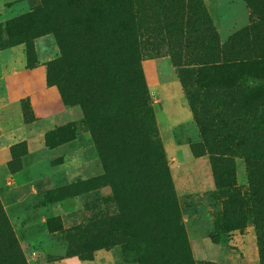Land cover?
I'll list each match as a JSON object with an SVG mask.
<instances>
[{"label":"rangeland","instance_id":"obj_1","mask_svg":"<svg viewBox=\"0 0 264 264\" xmlns=\"http://www.w3.org/2000/svg\"><path fill=\"white\" fill-rule=\"evenodd\" d=\"M37 3L0 0V264H19L5 255L9 233L25 264H140L132 245L157 254L146 264H260L249 181L264 166V64L243 63L229 78L252 86L254 103L235 100L226 88H205L199 78L204 68L205 79L225 77L222 56L204 57V46L244 31L256 13L244 0H137L92 36L91 45H104L93 65L104 89L88 100L81 70L71 75L78 62L69 71L53 33L44 24L33 30L12 22ZM77 30L82 50L80 34L90 30L83 21ZM241 47V57L264 53L256 43ZM172 114L171 133L189 146H165L160 126ZM204 122L217 131L209 144L225 145L217 181ZM159 146L186 240L178 252L177 237L161 249L126 243L115 223L110 180L132 184L141 175L129 168H153ZM165 251L166 261L158 256Z\"/></svg>","mask_w":264,"mask_h":264},{"label":"trees","instance_id":"obj_2","mask_svg":"<svg viewBox=\"0 0 264 264\" xmlns=\"http://www.w3.org/2000/svg\"><path fill=\"white\" fill-rule=\"evenodd\" d=\"M136 2L137 0H38V3L29 11L14 17L12 22L28 26V28L33 30L38 29V27L44 24V28L53 33L62 57L64 56L66 60L67 67L73 66L75 62H78L79 66L71 72V75L81 70L82 77H84L83 80L87 86L84 90L89 100L93 95H99L104 89L97 81L98 77L102 76V74L96 68H93V65L99 63L100 58L105 52L103 39L101 40L103 48H101V45L96 41L91 45L92 36L95 31L101 29L102 23L110 15L119 16L121 11L125 10L130 12L133 4ZM244 2L248 8L256 13V21L244 31L233 33L221 44L214 37V46H211L212 43L204 46V57L207 55L210 59L211 56H222L224 63L221 67L225 76L223 79L228 78V80H215V82L214 80L205 79L206 68H204V80L201 78L203 74H200L199 78L204 83L205 88L210 86H213V88H226L229 90V93L231 92L236 95L235 100L238 99L243 103H254L252 97L254 90L252 86L242 88V86L237 85L236 80L229 79L243 63L248 65L255 62L261 65L264 64V53H258L254 57L240 56L242 45H245L247 49L248 45L256 43L259 51H264V0H244ZM204 18L206 23L209 24L208 17L204 15ZM76 21H83L84 28L90 30V32L83 31L80 34V38H82L81 42L85 43V48L83 47L82 50L79 49V46L75 42L77 32L79 31L77 30ZM250 33H253L251 38L249 36ZM66 43H68L69 49L65 50L64 46ZM27 53L29 55V52ZM117 54L121 56V49L117 50ZM206 63L204 61V67ZM81 81L72 83V85H79ZM56 84L63 96V89L58 82ZM77 89L79 91L81 87H77L74 94L78 93ZM136 104L137 106L146 105V101L134 102L135 106ZM124 109L126 111V108ZM129 110L130 108H127V111ZM83 112L85 115L89 112V109L83 107ZM209 127L210 124L204 122V128L200 126V132L203 137L204 146H209L207 148L208 151L216 154V158L210 157L209 160L212 165L214 178L217 181L219 180L220 169L216 166V160L225 149V145H219V141H215L219 146L209 144L210 141L215 140L217 135V131L211 130ZM152 136L155 140L159 139L156 127L152 130ZM191 149L195 155L199 154L195 149V144L191 145ZM259 153L262 154L264 152L259 151ZM156 157L157 160L153 168L149 169L145 165L129 168L141 175L132 184L116 179L110 180L113 193L112 198L117 200L119 206L118 217L115 219V223L123 232L126 243L143 244L144 247L151 245L161 249L168 246V239L170 237H177L173 242L178 245L174 252H178L180 249L184 250L186 248V240L180 222L171 175L166 166L160 146ZM251 157L253 158L251 154L245 155L246 159H250ZM247 163L248 165L251 164L250 162ZM249 197L252 198L255 207L253 211V223L256 229L260 264H264V166H262V174H259V176H256L255 173H250ZM7 236L9 238L8 251L5 255L11 256L19 264H25L14 237L10 233ZM132 247H134L132 249L139 256L138 261H140V264H146L145 260L155 258L157 255H149L144 249L136 248L134 245ZM160 255L166 261L170 253L169 251H165L158 256ZM1 257H3V254L0 253V263Z\"/></svg>","mask_w":264,"mask_h":264},{"label":"crops","instance_id":"obj_3","mask_svg":"<svg viewBox=\"0 0 264 264\" xmlns=\"http://www.w3.org/2000/svg\"><path fill=\"white\" fill-rule=\"evenodd\" d=\"M177 107L178 106H174V108H177ZM173 115L174 114L168 115L167 122L161 123V126H160V130H161L162 134L164 135V138H166V140H167V143L165 144V146H189V144L187 142H185V141L176 140L174 134L171 133L170 128H172L171 127L172 126L171 123H172V120H173V118H172ZM178 116H180V118H179L180 120H178V122L175 123V124H178L181 121V117L182 116L181 115H178ZM69 260H71V259H69ZM97 263H99V262H97ZM97 263L95 261H84V260H80V261H77V262H73V261L70 262V264H97ZM102 263L103 264H112V261L109 260V259H106Z\"/></svg>","mask_w":264,"mask_h":264}]
</instances>
